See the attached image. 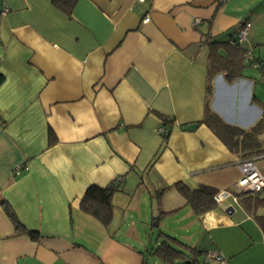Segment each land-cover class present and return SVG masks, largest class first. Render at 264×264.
<instances>
[{"label":"crops","instance_id":"1","mask_svg":"<svg viewBox=\"0 0 264 264\" xmlns=\"http://www.w3.org/2000/svg\"><path fill=\"white\" fill-rule=\"evenodd\" d=\"M244 21L263 70L219 72L211 106L246 129L264 107V0H78L71 16L53 0H0V264H150L149 227L203 260L218 250L227 264H264V231L239 201L197 214L175 187L230 189L240 177L241 153L202 119L209 42ZM111 182L122 190L105 226L80 204Z\"/></svg>","mask_w":264,"mask_h":264},{"label":"trees","instance_id":"2","mask_svg":"<svg viewBox=\"0 0 264 264\" xmlns=\"http://www.w3.org/2000/svg\"><path fill=\"white\" fill-rule=\"evenodd\" d=\"M77 2L78 0H53L54 5L69 16L72 15ZM209 46L210 61L207 70L205 112L202 122L210 127L231 151L241 153L243 159L256 160L262 158L264 157V107L259 120L245 129L224 121L212 109L211 101L214 79L219 72L226 71L229 78H235L242 74V70L246 66L254 67L253 63H258L255 68L263 70V65L250 49L245 48L244 42H238L237 35L228 40L213 39L209 42ZM220 48H225L226 53H221ZM249 51L252 53V60L247 58V52ZM3 81L4 76L0 74V85ZM172 122L173 118L163 117L162 119L164 129L162 136L165 140L168 139L170 134ZM50 135L53 137L52 133ZM175 187L197 214L210 211L219 206L215 199L219 189L213 186L202 184L198 188L192 189L187 184L179 182L175 184ZM118 190H122V187L117 182H111L106 186L92 184L86 189L81 199V208L95 216L105 226H108L112 220L114 210L113 193ZM238 201L264 231V212L260 213V210L264 209V194L262 191L241 194L238 196ZM2 203L15 224L16 230L29 235L33 239L39 238L40 233L38 230L27 228L12 206L5 200H2ZM163 215H165L164 211L160 210V214L155 217L154 224L157 225L159 218ZM152 252L168 264H205V260L200 258V252L195 247L163 231L161 232V239ZM143 264H147V262L144 261Z\"/></svg>","mask_w":264,"mask_h":264},{"label":"built area","instance_id":"3","mask_svg":"<svg viewBox=\"0 0 264 264\" xmlns=\"http://www.w3.org/2000/svg\"><path fill=\"white\" fill-rule=\"evenodd\" d=\"M139 2H145L146 0H137ZM149 16H146L144 21L148 22ZM199 20L196 19L195 23ZM252 23L245 21L238 29L237 40L243 43L247 38L251 29ZM252 53L247 52L248 60H252ZM254 67L258 66V63H253ZM4 122L0 119V126H3ZM161 131H164L161 128ZM238 168L240 171V177L234 186L230 189L219 190L215 196L218 205H224L227 199L238 201V196L246 193H255L264 189V173L258 168L255 159H245L239 162ZM19 168L17 167L16 170ZM122 179V178H121ZM205 264H227V258L218 250H210L205 255Z\"/></svg>","mask_w":264,"mask_h":264},{"label":"rangeland","instance_id":"4","mask_svg":"<svg viewBox=\"0 0 264 264\" xmlns=\"http://www.w3.org/2000/svg\"><path fill=\"white\" fill-rule=\"evenodd\" d=\"M245 160V159H243ZM258 165H262L264 166V159L263 160H259L258 161ZM149 231V234L151 235L152 237V243L150 244V247L152 246V250L153 248L156 246V243H157V239L159 238V230L156 228V229H151L149 227L148 229ZM154 246V247H153ZM153 257H151L152 259H150V264H168L164 261H162L159 257H157L156 255L152 254Z\"/></svg>","mask_w":264,"mask_h":264},{"label":"water","instance_id":"5","mask_svg":"<svg viewBox=\"0 0 264 264\" xmlns=\"http://www.w3.org/2000/svg\"><path fill=\"white\" fill-rule=\"evenodd\" d=\"M196 127H197V124L196 123H192V124H189V125H183L182 126V128L184 130H192V129L196 128Z\"/></svg>","mask_w":264,"mask_h":264}]
</instances>
